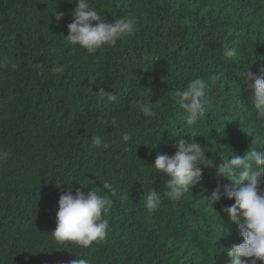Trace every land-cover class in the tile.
<instances>
[{"label": "trees", "instance_id": "obj_1", "mask_svg": "<svg viewBox=\"0 0 264 264\" xmlns=\"http://www.w3.org/2000/svg\"><path fill=\"white\" fill-rule=\"evenodd\" d=\"M89 2L108 22L134 17L135 34L90 55L66 39L73 0H0V264H228L227 249L243 242L224 212L234 200L211 196L232 184L218 174L219 153L264 149V121L238 77L248 67L264 75V0ZM225 46L235 50L230 61ZM197 77L210 103L188 126L175 93ZM139 102L158 103L156 116ZM97 135L107 150L93 147ZM180 138L204 147L207 165L173 201L170 178L154 166L158 155H175ZM105 181L116 190L106 237L87 248L56 241L61 194L103 195ZM152 188L161 203L149 211Z\"/></svg>", "mask_w": 264, "mask_h": 264}, {"label": "clouds", "instance_id": "obj_2", "mask_svg": "<svg viewBox=\"0 0 264 264\" xmlns=\"http://www.w3.org/2000/svg\"><path fill=\"white\" fill-rule=\"evenodd\" d=\"M73 2L78 6L72 12L73 21L67 26L69 34L66 39L71 45L86 50L88 54L94 55L105 46L115 47L119 41L135 34L137 21L131 15L108 22L89 0ZM54 14L57 23L64 18L62 12L56 10ZM234 55L233 48H223L226 61H230ZM12 68H15L14 64ZM238 77L247 86L250 93L249 102L257 120L264 121V75L258 76L248 67L238 73ZM207 88L205 79L197 77L188 83L186 89L176 91V102L184 111L185 123L188 126H198L205 117L210 103ZM100 93L110 102L117 100L115 93H105L103 89ZM157 104L139 102L138 106L145 117H155L154 106ZM111 123L115 125V119ZM131 139L127 133L122 136L124 142ZM92 145L96 148L103 147L105 150L109 147L98 135L92 137ZM176 147L178 150L173 156L158 155L154 166L155 170L170 178L166 183V195L173 201L181 200L190 192L191 187L200 183L203 176L201 165H207L206 152L199 144L180 138ZM6 155L0 153V159L6 158ZM219 158L222 164L218 168V174L226 177L232 184L224 185L222 191L218 186L212 193L211 201L216 204L224 197L234 200L224 212L232 223L238 225L243 238L242 243L227 249L228 264L264 262V191L261 190V182L264 179V149L257 150L252 146L243 157L236 153L230 156L219 153ZM102 188L108 190L103 195L97 188H90L87 193L78 190L75 195L71 191L61 194L56 228L51 233L56 241L72 242L87 248L93 242L106 237L110 230L108 214L113 207L110 197L115 195L116 190L109 181H105ZM160 203V192L152 188L147 194L146 208L152 211L158 208ZM72 264H88V261L76 259Z\"/></svg>", "mask_w": 264, "mask_h": 264}]
</instances>
